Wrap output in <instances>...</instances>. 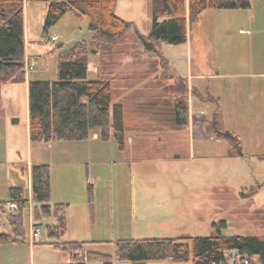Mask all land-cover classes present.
I'll list each match as a JSON object with an SVG mask.
<instances>
[{"label": "rangeland", "instance_id": "374dc122", "mask_svg": "<svg viewBox=\"0 0 264 264\" xmlns=\"http://www.w3.org/2000/svg\"><path fill=\"white\" fill-rule=\"evenodd\" d=\"M33 10L28 14L33 42L26 43L30 56L24 61L25 77L29 71L32 81H55L57 47L84 39L90 43L88 19L67 12L45 35V12L41 14L40 7ZM115 13L130 23L126 32L130 42L119 41L111 48L110 68L117 75L112 80L113 103L124 104L123 148L112 138L51 145L30 142L26 87L24 83L2 84L0 201L7 200L11 187L23 188L28 200L22 209L26 241L0 248V264H64L68 255L48 244L53 241H92L86 250L113 255L119 240L207 237L222 222L225 235L256 236L264 241V108H255L260 116L248 126L234 122L233 116L224 118L232 102L219 87L233 81L212 77L232 69L228 55L240 52L238 30H223L224 18H214L208 9L197 22L187 24V45H168L149 39L151 0H116ZM120 46L125 48L121 55L116 53ZM88 57L87 79H96L93 61L100 65L108 56L91 44ZM185 94L189 122L175 128L168 114L174 99ZM154 109L161 117L153 118ZM217 110L221 119L214 123ZM229 130L238 137L241 149L233 150L226 140L217 139L216 132ZM16 161L23 162L24 170ZM38 162L50 167L52 200L70 203L63 237H47L50 218L37 224L44 231L35 242L46 244H33L29 236L30 225L35 223L29 164ZM7 230L0 227V231Z\"/></svg>", "mask_w": 264, "mask_h": 264}, {"label": "trees", "instance_id": "16d2710c", "mask_svg": "<svg viewBox=\"0 0 264 264\" xmlns=\"http://www.w3.org/2000/svg\"><path fill=\"white\" fill-rule=\"evenodd\" d=\"M45 3L48 5L43 23V33L56 25L67 12L88 19L90 43L78 41L69 47H57L58 65L55 81H29L27 84L28 132L30 142H83L93 132L99 139L111 138L124 146V104L113 103L116 90L112 80L117 75L111 71L114 51L112 45L119 41L130 42L126 34L130 23L115 13L116 0H0V106L1 86L4 83H25V51L23 42L24 2ZM251 0H188V21L199 20L205 10H248ZM152 28L149 39L162 41L168 45L184 44L187 39V12L185 0H151ZM94 44L108 60L100 63L97 78L87 79L89 45ZM123 45V44H122ZM116 53L124 54L123 46ZM99 51V50H98ZM115 53V54H116ZM114 63V62H113ZM115 78V79H116ZM186 94L175 98L170 109L173 127L180 128L189 122ZM158 106V105H157ZM153 118L161 117L160 112L152 111ZM213 122L221 119L217 110ZM216 126V125H215ZM218 140H226L233 150L241 149L238 137L231 131L216 132ZM31 200L34 203V222L40 224L44 218L53 223L46 225L48 238L63 237L67 231V204H51L50 167L36 164L30 168ZM91 204V187L88 186ZM26 198L21 187H11L8 199L0 201V214L5 215L9 233L0 232V246L22 244L26 241L23 227L22 209ZM8 202L22 207L12 214L6 212ZM92 205V204H91ZM225 227L220 223L207 237L145 238L119 240L113 255L86 250L92 243L88 241H53L54 249L69 254L68 264H115L129 262L143 264L152 261L170 260L192 264H226L228 251L234 250L247 259L255 258L264 264V241L256 236L232 235L221 232ZM47 243V242H34Z\"/></svg>", "mask_w": 264, "mask_h": 264}, {"label": "crops", "instance_id": "0c3cea01", "mask_svg": "<svg viewBox=\"0 0 264 264\" xmlns=\"http://www.w3.org/2000/svg\"><path fill=\"white\" fill-rule=\"evenodd\" d=\"M185 2H186V12H187V24H190L188 21V0H185ZM33 5H36L35 6L36 8H33L32 3L25 1L23 6V42H24L25 60L30 56L29 55L30 53H28L27 51L26 43L29 44L33 42V37L30 36L29 34L28 14L29 12L33 14L34 13L33 9H37L40 7L41 9L40 13L43 14L45 12L44 13L45 15L48 8L47 4H44L45 6H41L40 4H39L40 6H37V3H34ZM204 12L201 13L200 17ZM212 15L214 16V18H217V16L224 18V20L221 22L223 25L222 24L220 25L223 28V30H230L234 28L235 30H238L236 34L242 37V40H240L239 42L240 52L231 54L230 56L228 55L229 57L228 59H230L232 62V69L231 68L227 69L229 70L228 73H224L222 75L217 73L216 74L217 76L212 75V77L213 78L228 77L227 79L233 81L229 86L224 85L225 86L224 88L222 86L219 87V89L223 92V94H226L228 100L232 102V104L225 109L226 111L225 113H223L224 118L225 115H230L231 117L233 116L235 118L234 122L248 126L250 124V121H253L254 119H258V117L260 116V113L256 112L255 108H258L257 106L264 108V0H251V8L248 10H211V16ZM84 40H88V39H84ZM187 41L188 39H186V42L182 45H187ZM88 59H89L88 62V72H89V65L91 60L89 57ZM93 62H94L93 65L94 70L97 74V68L99 64L98 62H96V60ZM28 74L26 77L27 81L26 83H24L26 90H27L28 82L32 81ZM211 96L213 97V95ZM28 139H29V132H28ZM89 139L92 141L99 140L98 133L93 132L88 138V140ZM78 143H82V142H78ZM51 144L53 143H49V145ZM15 163L17 164L20 163L19 165H22V169L24 170L22 161L20 162L16 161ZM36 164H43V163L40 162L30 163L29 164L30 168L32 165H36ZM28 174L30 181V171ZM28 190L30 191V182H29ZM52 194L53 191L51 190V196ZM7 199H8V193H7ZM59 200L60 201L56 200L54 202V200H52L51 197V204H57V203L67 204L68 206L67 226H68L69 223L68 210L70 203L65 202L64 201L65 199H59ZM51 222L53 223V221ZM0 227H6V229H8L7 231H0V232L3 233L10 232V228L7 225L5 215L3 214H0ZM61 241H77V240L66 239ZM15 245L18 244L0 246V248L6 249L4 247H8V246L12 247ZM56 251L64 253L60 250H56ZM12 252L16 253V250ZM67 255L68 256H65L64 264H68L70 262L71 257L69 254ZM147 263L148 262L143 264H147Z\"/></svg>", "mask_w": 264, "mask_h": 264}, {"label": "built area", "instance_id": "2783aa9c", "mask_svg": "<svg viewBox=\"0 0 264 264\" xmlns=\"http://www.w3.org/2000/svg\"><path fill=\"white\" fill-rule=\"evenodd\" d=\"M55 39L56 37L52 38V40H55ZM21 207L22 206L20 204L8 202L6 205V212L8 214H12L14 211H16L17 209ZM43 231L44 229H42L40 225L32 223L30 225V232H29L31 241L34 243L37 240H41L40 238H41ZM225 256H226L225 258L226 264H258L255 258L249 260L246 257L240 256L234 250L228 251Z\"/></svg>", "mask_w": 264, "mask_h": 264}, {"label": "water", "instance_id": "95a60500", "mask_svg": "<svg viewBox=\"0 0 264 264\" xmlns=\"http://www.w3.org/2000/svg\"><path fill=\"white\" fill-rule=\"evenodd\" d=\"M18 120L14 119L13 122L16 123Z\"/></svg>", "mask_w": 264, "mask_h": 264}]
</instances>
